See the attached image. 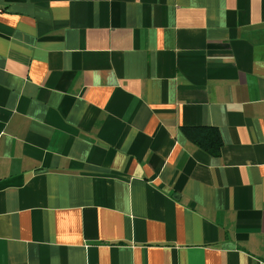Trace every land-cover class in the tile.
I'll use <instances>...</instances> for the list:
<instances>
[{
  "label": "crops",
  "instance_id": "obj_1",
  "mask_svg": "<svg viewBox=\"0 0 264 264\" xmlns=\"http://www.w3.org/2000/svg\"><path fill=\"white\" fill-rule=\"evenodd\" d=\"M0 264H264V0H0Z\"/></svg>",
  "mask_w": 264,
  "mask_h": 264
},
{
  "label": "trees",
  "instance_id": "obj_2",
  "mask_svg": "<svg viewBox=\"0 0 264 264\" xmlns=\"http://www.w3.org/2000/svg\"><path fill=\"white\" fill-rule=\"evenodd\" d=\"M185 137L198 148L212 156H219L222 148V138L218 128L214 126H183Z\"/></svg>",
  "mask_w": 264,
  "mask_h": 264
}]
</instances>
